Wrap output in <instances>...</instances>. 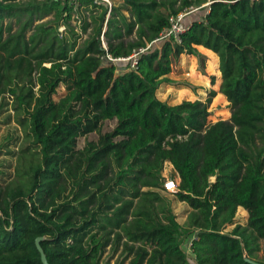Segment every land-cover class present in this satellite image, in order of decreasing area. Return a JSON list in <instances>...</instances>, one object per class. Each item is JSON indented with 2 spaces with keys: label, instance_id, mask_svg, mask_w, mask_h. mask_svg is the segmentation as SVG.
I'll use <instances>...</instances> for the list:
<instances>
[{
  "label": "trees",
  "instance_id": "trees-1",
  "mask_svg": "<svg viewBox=\"0 0 264 264\" xmlns=\"http://www.w3.org/2000/svg\"><path fill=\"white\" fill-rule=\"evenodd\" d=\"M84 3L96 14L77 47L75 4L0 0V97L12 100L29 143L16 180L0 190V264H42L38 238L48 264H101L108 246L110 257L122 247L117 264H251L264 239V0H122L110 11ZM191 7L203 14L188 21L180 44H154L136 70L104 59L152 43L171 16ZM52 12L26 39L32 16ZM24 13L29 18L11 34V20L21 23ZM81 23L86 33L90 23ZM196 48L210 73L221 74L220 93L234 109L229 121L207 126L201 102L171 106L155 96L173 84L172 57L201 59ZM60 86L66 94L56 101ZM91 133L98 140L78 150L77 140ZM165 163L180 180L176 197L192 209L188 226L156 192ZM238 208L248 214L246 227L224 233Z\"/></svg>",
  "mask_w": 264,
  "mask_h": 264
},
{
  "label": "rangeland",
  "instance_id": "rangeland-1",
  "mask_svg": "<svg viewBox=\"0 0 264 264\" xmlns=\"http://www.w3.org/2000/svg\"><path fill=\"white\" fill-rule=\"evenodd\" d=\"M44 1H56V0H17L20 2V6L25 7L29 2L32 3H42ZM61 4H75V8L71 17L70 24L74 27L75 31L79 34L77 39V47L81 46L84 40L87 39L88 34L92 30L90 15L96 14L95 10L91 8L90 5H86L84 2L90 0H57ZM96 3H103L107 6L110 11L111 8L118 7L122 4V0H93ZM179 1V0H178ZM209 1V0H208ZM83 2V3H82ZM209 4V2L207 3ZM179 5L177 3L176 7ZM206 5V4H205ZM204 5V6H205ZM126 16H129L127 12H124ZM202 12H196L189 15V18L186 19V22L191 19H201ZM28 13H24L21 16V23H18L16 19L11 20L12 29L11 34H14L19 31L22 22L29 18ZM33 15V22L29 29L25 33L26 39L34 32L35 26L39 24H48L54 19V13H50L47 16H41V18ZM108 18V16H107ZM90 23V27L87 29L86 33L81 32L82 21ZM8 23V20H5L4 24ZM62 23V21H60ZM106 30V25L103 27V32ZM58 34L60 37L67 38V31L64 26L58 28ZM6 37V34L4 35ZM134 34L128 38V40H133ZM102 45L105 44V38H101ZM196 51L201 56L195 57L187 54H181L178 57H172L171 59V72L167 76L170 80L173 81L172 85L162 84L155 93L156 98L165 102L168 105L175 106L179 105L182 102H194L199 101L204 104L207 108L209 115L206 118V125H212L218 121H229L231 115L234 111L232 105L227 101L226 97L220 93V85L222 82L221 74L217 77L214 74L210 73V67L207 65L208 58L207 56L199 51L196 48ZM218 58V57H217ZM44 67H49L50 63L46 62L43 64ZM218 71H219V60H218ZM122 73V71H121ZM34 76V73H33ZM216 87L217 91L212 89ZM37 90V87L34 88V91ZM66 94V89L64 86H60L57 90V95L55 100L58 101L60 97ZM223 96V98L221 96ZM221 98H220V97ZM193 98L192 100H189ZM12 100L8 95L0 97V190H5L10 182L16 180V169L19 164V158L21 156V149L29 145L26 140L25 134L22 128L17 125L14 112L11 108ZM116 124L115 120L106 121L101 127V132L106 133L111 131ZM98 140L97 133H91L87 136L80 137L77 140V149L81 150L86 142ZM257 145L260 143L257 141ZM34 150V149H31ZM162 176L164 179H174L176 182H180L177 174L174 172V169L171 164L165 163L162 169ZM210 181H214V178H210ZM147 189L142 188V191ZM160 196L169 203L172 208L173 214L176 216V221L182 226L189 225V217L192 213V209L184 202H180L176 197L177 192H166L163 190H156ZM136 202V201H135ZM248 214L246 211L238 208L235 215L234 225L226 226L223 229L224 233H229L235 225L241 227H246ZM130 217L128 218V221ZM124 241V240H123ZM259 250L254 253V261L260 262L264 261V239H259L257 241ZM190 240L183 246V249L190 254ZM122 247L119 250L111 255L110 246L106 248V252L101 260V264H117L120 252ZM128 264V260L124 262Z\"/></svg>",
  "mask_w": 264,
  "mask_h": 264
},
{
  "label": "built area",
  "instance_id": "built-area-1",
  "mask_svg": "<svg viewBox=\"0 0 264 264\" xmlns=\"http://www.w3.org/2000/svg\"><path fill=\"white\" fill-rule=\"evenodd\" d=\"M207 5L208 4H206L205 6ZM205 6L203 5V7ZM199 9L200 8L197 9V8L191 7L175 16H171L169 18V26L161 32V34L159 35V38H157L152 43L146 45L145 47L133 50L131 55L124 57V58H117V59L112 58L110 55H107L104 59L108 60L109 62H113V63H127L129 64V70H136L139 58L142 55L146 54L154 44H157L165 40H172L180 44L181 36L187 30V26H188L186 22L187 17L191 15L192 13L197 12ZM102 46L104 49H106L105 44ZM178 185L179 183L176 182L174 179L172 178L166 179L163 183V189L166 192H178Z\"/></svg>",
  "mask_w": 264,
  "mask_h": 264
},
{
  "label": "water",
  "instance_id": "water-1",
  "mask_svg": "<svg viewBox=\"0 0 264 264\" xmlns=\"http://www.w3.org/2000/svg\"><path fill=\"white\" fill-rule=\"evenodd\" d=\"M41 240H42V238H38V239L36 240V247H37V249H38V251H39V253H40V258H41V262H42V264H48V262H47V260H46V256H45L43 250L41 249V247H40V245H39V243H40ZM247 262H249V263H251V264H258L257 262H255V261H253V260H249V259H247Z\"/></svg>",
  "mask_w": 264,
  "mask_h": 264
},
{
  "label": "crops",
  "instance_id": "crops-1",
  "mask_svg": "<svg viewBox=\"0 0 264 264\" xmlns=\"http://www.w3.org/2000/svg\"><path fill=\"white\" fill-rule=\"evenodd\" d=\"M188 23V22H187ZM170 164V163H169ZM242 210H244L243 208H241ZM245 211V210H244Z\"/></svg>",
  "mask_w": 264,
  "mask_h": 264
}]
</instances>
